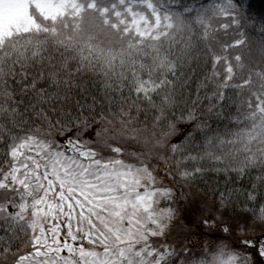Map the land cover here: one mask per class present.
<instances>
[{
	"label": "trees",
	"instance_id": "trees-1",
	"mask_svg": "<svg viewBox=\"0 0 264 264\" xmlns=\"http://www.w3.org/2000/svg\"><path fill=\"white\" fill-rule=\"evenodd\" d=\"M75 1L56 19L31 2L35 25L0 43V181L23 142L42 139L67 152L62 140L97 128L101 142L87 144L97 157L144 166L172 193L162 204L173 230L148 237L152 247H173L160 264L197 260L189 241L198 238L193 230H210V208L233 217L220 221L232 227L235 249L238 219L264 232V0H233L228 15L218 4L232 0ZM131 3H153L170 19L168 31L135 33ZM234 53L261 81L227 83L221 68ZM7 194L20 207L24 196ZM3 202L0 264H15L35 230L30 213L17 216ZM253 255L252 264H264Z\"/></svg>",
	"mask_w": 264,
	"mask_h": 264
},
{
	"label": "rangeland",
	"instance_id": "rangeland-1",
	"mask_svg": "<svg viewBox=\"0 0 264 264\" xmlns=\"http://www.w3.org/2000/svg\"><path fill=\"white\" fill-rule=\"evenodd\" d=\"M31 2L52 19L74 10L76 3L0 0V43L14 32L35 25L29 12ZM129 5L131 24L141 37L158 38L170 28V19L155 10L153 3ZM233 9V0L218 4L220 13L228 15ZM232 58L223 61L221 68L227 83L261 81V72L245 74L247 68L240 54L234 53ZM92 130L72 133L78 139L62 140L67 153L42 139H29L14 149L12 166L0 181V192L4 193L0 194V201H4L2 209L20 217L30 213L35 230L32 249L23 252L16 263L160 264L174 251L164 242L157 248L148 243V237L168 236L173 230V224L167 223L171 217L169 209L162 204L172 198L170 189L144 166L123 163L119 158L111 160L109 155L95 157L86 143L101 137L97 128ZM137 130L140 129L133 128L132 132ZM12 190L24 196V200L17 201L20 207H15L8 197L7 192ZM222 218L233 220L232 216L214 213L210 208L203 222V229L210 225V230L201 236L193 230L198 238L194 243L189 241L194 253L188 254L197 260L189 264H252L253 253L257 252L264 260V232L256 230L255 234L251 226L241 225L242 220L238 219L241 230L236 239L242 247L235 249L229 238L233 235L232 227L227 221L222 223ZM216 225L225 236L215 233Z\"/></svg>",
	"mask_w": 264,
	"mask_h": 264
}]
</instances>
